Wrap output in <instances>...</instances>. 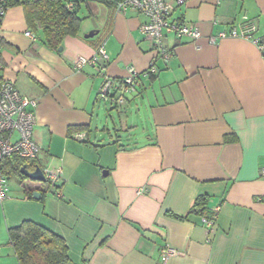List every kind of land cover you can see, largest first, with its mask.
<instances>
[{
    "label": "crops",
    "instance_id": "1",
    "mask_svg": "<svg viewBox=\"0 0 264 264\" xmlns=\"http://www.w3.org/2000/svg\"><path fill=\"white\" fill-rule=\"evenodd\" d=\"M120 1L82 0L80 31L61 51L44 44L22 5L4 15L0 77L37 100L36 162L61 180L47 193L36 184V199L7 175L0 264H19L8 230L25 220L64 238L67 264H264V58L247 39L219 37L245 16L264 37V0H169L170 21L201 35L166 33L171 55L154 74L144 73L149 18ZM101 46L108 62L73 66ZM130 66L140 85L118 109L99 97L104 73L120 80ZM166 246L178 254L162 261Z\"/></svg>",
    "mask_w": 264,
    "mask_h": 264
},
{
    "label": "built area",
    "instance_id": "2",
    "mask_svg": "<svg viewBox=\"0 0 264 264\" xmlns=\"http://www.w3.org/2000/svg\"><path fill=\"white\" fill-rule=\"evenodd\" d=\"M185 0H177V4H183ZM68 7L72 8L73 3L69 2ZM119 9L132 7L145 14L149 21L141 25L144 35L152 42V61L144 73L154 74L157 72V60L170 58V52L165 49L163 37L166 33H173L177 37L188 36L199 38L201 32L195 24L171 22L170 17L175 6L169 0H121L118 2ZM6 10L0 4V19L4 18ZM258 25L255 21L244 17V22L228 32H220L219 37H240L253 42L264 58V37L258 36ZM32 39L36 38L33 31L25 33ZM215 42L216 37L210 38ZM108 62V55L104 46L98 49L97 54L92 58L79 56L72 62L76 69H82L88 64L101 67V63ZM140 73L133 66L128 68L127 75L116 80L104 73V81L99 91V97L109 101L112 106L123 109L128 101V95L135 93L140 85ZM37 100L23 96L17 89L14 81L3 79L0 82V202L9 195L8 176L4 173L5 160L18 157L24 160L36 159L40 147L34 139V128L36 125L35 108ZM74 137L82 140L86 137L84 133H76ZM52 187H56L61 180V172H44ZM220 211V205L209 208V215L204 219L207 227L213 228ZM1 252V247H0ZM178 254V251L171 247L161 249L162 261Z\"/></svg>",
    "mask_w": 264,
    "mask_h": 264
},
{
    "label": "trees",
    "instance_id": "3",
    "mask_svg": "<svg viewBox=\"0 0 264 264\" xmlns=\"http://www.w3.org/2000/svg\"><path fill=\"white\" fill-rule=\"evenodd\" d=\"M82 0H0L6 12L13 6L22 5L29 24L39 30L41 39L50 49L59 50L67 36H75L80 31L82 18L79 6ZM105 1L108 0H99ZM72 2L73 7H68ZM3 20V19H2ZM0 19V28L2 25ZM4 45L0 38V52ZM1 70V68H0ZM3 78L0 77V82ZM82 141H87V137ZM37 159V158H36ZM33 160L12 157L5 160L4 173L16 176L22 186L33 196L36 184L39 190L47 193L50 181H34L21 172L24 165L35 170L39 165ZM9 242L13 245L19 264H67L69 261L68 247L61 236L50 231L39 223L25 220L20 225L8 230Z\"/></svg>",
    "mask_w": 264,
    "mask_h": 264
},
{
    "label": "water",
    "instance_id": "4",
    "mask_svg": "<svg viewBox=\"0 0 264 264\" xmlns=\"http://www.w3.org/2000/svg\"><path fill=\"white\" fill-rule=\"evenodd\" d=\"M94 35V32H90L86 35L87 38L92 37ZM62 50V47L59 49ZM21 172L26 175L28 178L34 181H46V175L41 167H37L34 171H30L26 165H24L21 169ZM33 197L36 199H39L41 197L40 192H34Z\"/></svg>",
    "mask_w": 264,
    "mask_h": 264
},
{
    "label": "rangeland",
    "instance_id": "5",
    "mask_svg": "<svg viewBox=\"0 0 264 264\" xmlns=\"http://www.w3.org/2000/svg\"><path fill=\"white\" fill-rule=\"evenodd\" d=\"M112 115H113L115 118H117L115 113H113ZM8 182L10 183V179H8ZM3 247H5L4 244H3Z\"/></svg>",
    "mask_w": 264,
    "mask_h": 264
}]
</instances>
